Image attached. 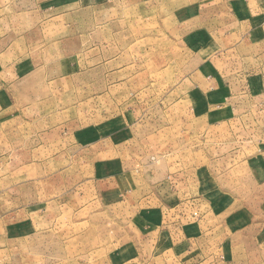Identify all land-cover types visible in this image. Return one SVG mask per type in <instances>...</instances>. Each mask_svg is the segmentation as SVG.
I'll use <instances>...</instances> for the list:
<instances>
[{"label":"rangeland","instance_id":"rangeland-1","mask_svg":"<svg viewBox=\"0 0 264 264\" xmlns=\"http://www.w3.org/2000/svg\"><path fill=\"white\" fill-rule=\"evenodd\" d=\"M57 4L0 0V264H264V0Z\"/></svg>","mask_w":264,"mask_h":264},{"label":"crops","instance_id":"crops-1","mask_svg":"<svg viewBox=\"0 0 264 264\" xmlns=\"http://www.w3.org/2000/svg\"><path fill=\"white\" fill-rule=\"evenodd\" d=\"M56 1H58V4L56 6H54V9H57V7L64 8V7L69 6V5L74 3V0H70V2H69V0H66L67 3L62 5L63 0H41V1L39 0V2H43V3L56 2ZM53 18H55V17H53ZM53 18H50V19H53ZM256 23L259 24L258 22H256ZM261 24L263 25V27H261V28L264 29V21ZM261 40L264 41V32H263V34H262V36L260 38L258 30H256L255 31V43L254 44H250V47L253 46L251 48L254 49V53L251 52V53H248V55L251 58H256L255 60H257V61L262 59V62L260 63V66H261V73L263 74L264 73L263 72V70H264V47L263 46L261 47L260 44H259V41H261Z\"/></svg>","mask_w":264,"mask_h":264}]
</instances>
